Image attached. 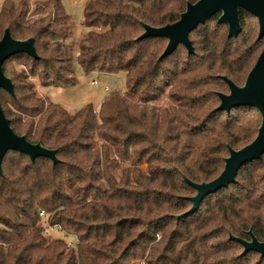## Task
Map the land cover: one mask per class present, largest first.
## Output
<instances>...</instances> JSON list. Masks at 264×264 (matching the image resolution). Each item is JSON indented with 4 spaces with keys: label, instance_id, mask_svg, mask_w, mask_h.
Listing matches in <instances>:
<instances>
[{
    "label": "trees",
    "instance_id": "obj_1",
    "mask_svg": "<svg viewBox=\"0 0 264 264\" xmlns=\"http://www.w3.org/2000/svg\"><path fill=\"white\" fill-rule=\"evenodd\" d=\"M196 1L87 0L76 49L64 43L75 24L62 0L36 3L30 15L43 17L34 21L26 20V0L0 3V38L5 29L15 40L33 38L38 56L5 61L14 96L0 90V106L16 135L55 150L58 159L53 165L5 154L0 264H264L230 240H248L251 230L264 241V154L239 169L235 184L176 218L195 195L184 180L215 179L228 149L251 143L261 122L255 109L217 110L218 93H228L222 77L242 86L264 48L257 21L244 10L236 38L217 15L193 30L191 55L179 45L157 62L167 40H137L143 25L175 23ZM14 62H24L28 74ZM94 72L123 73L125 91L111 89L97 110L86 103L72 114L28 81L68 91ZM40 211L48 227L77 238L74 247L45 235Z\"/></svg>",
    "mask_w": 264,
    "mask_h": 264
},
{
    "label": "water",
    "instance_id": "obj_2",
    "mask_svg": "<svg viewBox=\"0 0 264 264\" xmlns=\"http://www.w3.org/2000/svg\"><path fill=\"white\" fill-rule=\"evenodd\" d=\"M239 9L244 10L250 17L258 21V36L264 35V0H198L194 4L187 3L185 11L179 19L172 24L154 28L143 25V33L138 41L149 38H164L167 44L158 57L157 62L170 56L179 45L183 46L189 55L194 53L189 34L198 26L205 24L214 15L218 25L227 27V37L236 38L241 32ZM24 54L37 59L34 39L15 40L8 29H5L0 38V90L14 96L13 84L4 74L3 65L12 56ZM222 80L227 84L228 93H218L219 105L217 110L229 112L233 108L247 107L255 109L261 122L253 141L239 150L228 149V156L224 159L221 173L212 181L195 184L187 179L184 181L194 189L195 195L189 198L190 209L183 215L193 214L199 208L205 197L215 194L221 189L236 183L239 169L253 161L259 160L264 154V48L260 52L255 64L249 71L242 86L235 85L226 77ZM13 151L23 154L33 163L37 158L49 159L53 165L58 163L56 151L43 147L40 143L32 144L24 136L16 135L10 127L9 120L5 117L0 106V175L2 160L5 154ZM248 240L230 236V240L237 242L242 247L241 255L255 252L264 257V241H258L252 231L247 232Z\"/></svg>",
    "mask_w": 264,
    "mask_h": 264
},
{
    "label": "rangeland",
    "instance_id": "obj_3",
    "mask_svg": "<svg viewBox=\"0 0 264 264\" xmlns=\"http://www.w3.org/2000/svg\"><path fill=\"white\" fill-rule=\"evenodd\" d=\"M4 0H0V3H2ZM15 1V0H14ZM28 2L29 6V12L26 16V20H31L34 21L40 17H43L42 14H36V15H30L32 11L34 10V6L36 3L44 0H26ZM63 6L65 7V10L69 13L71 16L75 26L73 30V36L70 39H67L64 41V43L69 44L73 43L74 49L77 48V43L76 41L80 37V34L82 31L81 30V22H82V6L84 1H80L77 5V7H71L68 0H62ZM210 27H213L212 25ZM83 30V29H82ZM74 56L76 51H74ZM14 69L16 72H23L25 74H28V68L26 67L24 62H14L13 63ZM103 74H106V77L103 76L99 80V86L93 87L89 85V80L86 78L87 76H80L79 77V83L78 85L68 91L62 90L61 94H58L59 90H56L54 88H42L39 84V80L37 77H30L28 79L29 82L34 84L35 91L39 97H43L44 94L43 92L45 91H51L53 93L52 98L49 97L48 99L61 106L65 111H67V108L65 106H69L71 108H75L76 110L79 109L83 104L86 103H92L94 106V109L97 110L99 104L101 103L102 100L106 97V92H104L103 88L107 87L109 91L111 89H118L123 93L125 91L124 89V74L123 73H118V74H113V73H105L102 72ZM45 89V90H43ZM45 97V96H44ZM73 113V112H72ZM69 113V114H72ZM126 164L130 165V161L128 160ZM138 168L142 172H146V165L141 164L138 166ZM42 226L44 227V232L45 235L48 236L51 239H63V240H70V236H66L62 230L59 228H54V227H48L46 224V218H42Z\"/></svg>",
    "mask_w": 264,
    "mask_h": 264
},
{
    "label": "built area",
    "instance_id": "obj_4",
    "mask_svg": "<svg viewBox=\"0 0 264 264\" xmlns=\"http://www.w3.org/2000/svg\"><path fill=\"white\" fill-rule=\"evenodd\" d=\"M80 1H84V3H85L87 0H68V2H69L71 7H77V5H78V3ZM80 28L82 29V26ZM94 29H95V31H100L101 30L98 27L94 28ZM75 57H78V53L75 54ZM103 76L106 77V74H103L102 72H94L91 75L87 76L86 78L89 80V85L90 86L97 87V86H99L100 78H102ZM82 77H84V76H82ZM43 90H45V89H43ZM103 90H104V92H106V94L109 92V89L107 87L103 88ZM43 94L45 96V97L43 96V98H49V97L52 98V95H53V93L51 91H48V90L43 92ZM65 108H67V112L68 113H72V112H74L76 110L75 108H71L69 106L68 107L65 106ZM39 216L41 218H45V213L43 211H40L39 212ZM66 243H67V248L74 247L75 244L77 243V238L74 237V236H71V239L68 240Z\"/></svg>",
    "mask_w": 264,
    "mask_h": 264
},
{
    "label": "flooded vegetation",
    "instance_id": "obj_5",
    "mask_svg": "<svg viewBox=\"0 0 264 264\" xmlns=\"http://www.w3.org/2000/svg\"><path fill=\"white\" fill-rule=\"evenodd\" d=\"M197 1H198V0H197ZM197 1H196V2H197ZM196 2H195V3H196ZM193 4H194V3H193ZM239 10H240V9H239ZM216 15H217V18H218L219 14H216ZM216 15H214V16H216ZM214 16H213V17H214ZM253 19H255V20L257 21L256 18L253 17ZM257 24H258V21H257ZM226 30H227V27H226Z\"/></svg>",
    "mask_w": 264,
    "mask_h": 264
},
{
    "label": "crops",
    "instance_id": "obj_6",
    "mask_svg": "<svg viewBox=\"0 0 264 264\" xmlns=\"http://www.w3.org/2000/svg\"><path fill=\"white\" fill-rule=\"evenodd\" d=\"M62 93V91H58V94H61Z\"/></svg>",
    "mask_w": 264,
    "mask_h": 264
}]
</instances>
